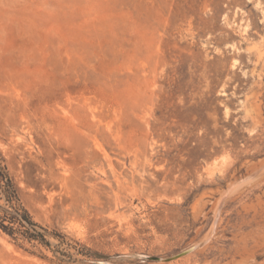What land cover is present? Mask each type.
<instances>
[{
    "label": "rangeland",
    "instance_id": "obj_1",
    "mask_svg": "<svg viewBox=\"0 0 264 264\" xmlns=\"http://www.w3.org/2000/svg\"><path fill=\"white\" fill-rule=\"evenodd\" d=\"M0 165V264H264V0H0Z\"/></svg>",
    "mask_w": 264,
    "mask_h": 264
},
{
    "label": "trees",
    "instance_id": "obj_2",
    "mask_svg": "<svg viewBox=\"0 0 264 264\" xmlns=\"http://www.w3.org/2000/svg\"><path fill=\"white\" fill-rule=\"evenodd\" d=\"M0 178L2 183V188L5 193L8 195V200L10 202L11 210L1 208L0 207V228L7 232L9 235L14 236L15 233V225H19L20 227L27 228V230H31L35 227V224L31 222L29 214L22 209L15 206L14 201L17 200V193L12 184V181L9 179L8 175L2 173V168L0 165ZM4 184V185H3ZM9 223V225L6 224ZM11 225V226H10Z\"/></svg>",
    "mask_w": 264,
    "mask_h": 264
},
{
    "label": "bare ground",
    "instance_id": "obj_3",
    "mask_svg": "<svg viewBox=\"0 0 264 264\" xmlns=\"http://www.w3.org/2000/svg\"><path fill=\"white\" fill-rule=\"evenodd\" d=\"M257 98V97H256ZM253 101V100H252ZM251 101V102H252ZM255 103V102H254ZM257 107V106H256ZM259 107V106H258ZM71 137H72V135H71ZM77 137V136H76ZM259 174V173H258ZM259 176V175H258ZM243 183V182H242ZM241 182H239V184L241 185L242 184ZM246 183V182H245ZM238 184V183H237ZM235 185V184H234ZM232 187H234V186H232ZM236 187V186H235ZM237 187H239V185L237 186ZM234 189V188H233ZM233 189H231L232 190V192H234L233 191ZM237 189V188H236ZM229 193H230V195L232 194L231 192H225V194H223V196H222V198H221V200H220V207L218 208V211L220 210V208H221V206H223V203H224V200L226 199V197H227V195H229ZM84 199H85V201H90L91 203L93 202V203H95V204H98V205H100L101 204V201H100V198L98 197V196H96V195H89V196H84ZM228 199V198H227ZM223 208V207H222ZM220 213V212H219ZM218 218H219V216H218ZM218 223V222H217ZM218 225V224H217ZM214 227V226H213ZM218 227V226H217ZM216 227V228H217ZM211 236V235H210ZM199 244V243H198ZM197 244V245H198ZM183 258H185V257H183ZM180 259H182V258H180ZM179 260V259H178Z\"/></svg>",
    "mask_w": 264,
    "mask_h": 264
},
{
    "label": "water",
    "instance_id": "obj_4",
    "mask_svg": "<svg viewBox=\"0 0 264 264\" xmlns=\"http://www.w3.org/2000/svg\"><path fill=\"white\" fill-rule=\"evenodd\" d=\"M189 252H191V251L184 252V253L180 254L179 256H176V257H173V258H169V259H162V258H159V257H152V258H150V260H152V261H157V262H160V261L169 262V261H172V260L178 259V258H180V257H184V256H186Z\"/></svg>",
    "mask_w": 264,
    "mask_h": 264
}]
</instances>
